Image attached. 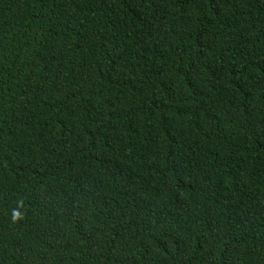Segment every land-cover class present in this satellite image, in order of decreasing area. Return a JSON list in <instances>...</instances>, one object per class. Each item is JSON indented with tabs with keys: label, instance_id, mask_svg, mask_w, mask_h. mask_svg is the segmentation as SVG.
Masks as SVG:
<instances>
[{
	"label": "trees",
	"instance_id": "1",
	"mask_svg": "<svg viewBox=\"0 0 264 264\" xmlns=\"http://www.w3.org/2000/svg\"><path fill=\"white\" fill-rule=\"evenodd\" d=\"M0 264H264V0H0Z\"/></svg>",
	"mask_w": 264,
	"mask_h": 264
}]
</instances>
